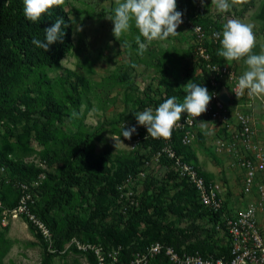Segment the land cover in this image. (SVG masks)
<instances>
[{
    "label": "rangeland",
    "instance_id": "obj_1",
    "mask_svg": "<svg viewBox=\"0 0 264 264\" xmlns=\"http://www.w3.org/2000/svg\"><path fill=\"white\" fill-rule=\"evenodd\" d=\"M18 1L0 0V18H12ZM189 2L177 0L176 10L182 12ZM206 6L220 32L229 19L252 25L256 37L252 51L264 52V0L233 5L226 13L218 12L211 0ZM62 7L71 19V50L54 66L15 71L9 85L0 87V153L44 169L38 184L30 187L33 209L38 212L50 201L47 175L68 161L69 153L87 138L83 162L72 159V166L80 176H100L99 198L95 204L72 188L68 202L46 212L47 222L54 221L60 234V247L54 239L52 245L44 241L23 215L2 222L0 209V264H92L90 253L77 248L87 243H116L124 250L154 240H169L184 249L224 243L209 234L204 212L188 183L173 174L164 157L155 160L153 145L148 147L149 142L141 138L131 147L141 130L136 128L131 139L121 135L123 128L138 123L136 113L148 108L154 112L166 90L174 91L180 103L190 80L207 88L192 54L190 28L179 24L175 36L151 42L141 55L134 21L119 40L113 35L109 18L116 0H65ZM221 47L220 41L208 44L211 54L228 64L218 55ZM230 68L241 76L247 65L242 58L232 61ZM40 74L48 80L53 97L66 105L62 115L46 113L43 105L33 101L39 93ZM254 115L259 138L264 139V96L254 98ZM214 123L199 122L196 137L182 152L207 178L220 182L223 203L232 211L242 205L240 170L234 154L216 149L218 140L226 142L228 134ZM139 171L142 174L137 176ZM19 195L16 176L0 161V201L11 209ZM68 225L75 231L60 233Z\"/></svg>",
    "mask_w": 264,
    "mask_h": 264
},
{
    "label": "built area",
    "instance_id": "obj_2",
    "mask_svg": "<svg viewBox=\"0 0 264 264\" xmlns=\"http://www.w3.org/2000/svg\"><path fill=\"white\" fill-rule=\"evenodd\" d=\"M190 1V14L182 15V23L190 28L194 36L192 54L199 61L201 75H206L210 102L206 111L195 119L182 113L181 120L168 139H154L148 136L146 126L134 124L142 134L132 140L131 147L135 148L141 138L160 143L153 154L155 160L164 157L173 174L195 190L200 205L209 214H217L216 220L209 223L208 228L214 230L213 239L221 237L224 244L210 250L202 248L187 251L175 244L155 240L144 249L131 251L124 261H121L122 246L119 244L105 246L101 243H87L77 246L78 249L88 251L95 264H152L159 259L166 260L168 264H264V139L259 138L254 115V98L257 96H249L247 90L240 97L235 95L233 90L240 76L226 62L213 60L208 48V44H216L222 39V32L214 24L204 25L201 22L206 16L211 18L206 6L209 0H203V3L201 0ZM217 32L221 33L219 39L214 36ZM222 92L228 96L227 103L220 99ZM202 120L216 122L214 126L228 134L226 142L218 140L216 149L224 148L236 156L243 205L232 211L223 203L220 182L205 178L193 162L185 160L175 149V137L178 144L190 145L196 137L195 128ZM147 146L150 147V143ZM141 174L137 172V176ZM131 177L128 174L126 180L130 181ZM37 184V178L30 183L17 179L20 191L18 202L15 207L8 209L0 201L1 220L6 222L7 217L23 215L44 241L52 245L50 229L32 211L34 198L30 187Z\"/></svg>",
    "mask_w": 264,
    "mask_h": 264
},
{
    "label": "clouds",
    "instance_id": "obj_3",
    "mask_svg": "<svg viewBox=\"0 0 264 264\" xmlns=\"http://www.w3.org/2000/svg\"><path fill=\"white\" fill-rule=\"evenodd\" d=\"M203 3V0H201ZM65 0H23V13L27 20L38 22L45 15H50L51 10L64 5ZM218 12L226 13L233 5H243L248 0H211ZM177 0H116V7L113 16V35L117 40L130 27V21H134L138 29L137 44L139 54L147 50V45L153 41H163L170 36H175L177 27L181 24L183 13L176 10ZM67 27L61 17L55 23L44 29L45 39L43 41L33 38L35 47L49 50V46L60 41L65 35L63 28ZM252 25L242 23L236 19H229L223 25L222 39H220L221 50L218 55L225 58L230 66L232 61H239L244 58L247 70L238 79L233 92L240 97L247 90L249 96H264V52L254 54L256 37ZM220 38L221 33H214ZM143 37V41H141ZM135 66V65H133ZM217 71V70H213ZM186 95L182 102L178 103L177 98L172 96L161 103L153 112L151 108L135 114L139 125L146 126L148 136L154 139L170 138L173 128L181 120L182 113L187 117L195 119L204 113L210 102L211 96L206 87L190 80L184 85ZM136 127L127 130L123 128L122 136L131 139Z\"/></svg>",
    "mask_w": 264,
    "mask_h": 264
},
{
    "label": "trees",
    "instance_id": "obj_4",
    "mask_svg": "<svg viewBox=\"0 0 264 264\" xmlns=\"http://www.w3.org/2000/svg\"><path fill=\"white\" fill-rule=\"evenodd\" d=\"M23 0H19L16 6L15 14L12 18H0V87H7L11 82L12 75L17 70H28L34 71L36 68H43L46 66H54L59 63V61L71 50L73 42L71 39V19L68 15V12L62 7H56L51 10L50 15H45L41 21L31 22L27 20L23 13ZM183 14H190L191 1L188 4V8L182 6ZM63 18L67 27L63 28L65 35L63 36L62 42L58 41L49 46V50L45 52L43 49L37 48L33 45V38L43 41L45 39L44 29L50 27L55 23L56 19ZM201 22L206 24H216L209 16L201 19ZM216 27V26H215ZM213 60L223 62L216 59L212 55ZM40 79L38 89L39 93L36 98L33 99L34 102L43 105V111L46 113L54 114L60 116L64 113L66 105L57 101L51 91L44 74H40ZM202 78L205 80L208 90V82L206 80V75L202 74ZM174 96V91L166 90L162 101ZM160 105V104H159ZM157 105V106H159ZM22 115H25L22 113ZM175 149L178 154H180L185 160L190 161L183 155V148L187 146H182L178 144L176 137ZM86 143L87 138H84L82 143L76 147L75 150L69 153V160L62 163L58 170L52 174L47 175V181H45V186L47 188V193H49L50 201L44 203L43 206L38 208L36 212L32 205V211L38 215L50 229L54 241H57V246L60 247V234L56 228V224L53 221L52 223L47 222L45 214L49 209L54 208L55 206L66 203L70 200L73 192L72 188H76L78 193L81 195H88L93 202L96 204L99 198V192L97 189V184L100 181V176L98 174H85L80 176L78 174L77 168L72 166V159L78 160L81 163L83 158L86 155ZM150 145L154 147V153L159 146L158 141L149 142ZM153 153V154H154ZM161 159V157H160ZM166 160V159H165ZM0 161L4 163L9 171L13 173L17 179L30 183L35 180L41 173L44 172V169L40 166H37L33 163H27L22 161H15L7 158L5 155L0 153ZM167 162V160H166ZM50 163V161H48ZM168 164V162H167ZM126 173H129L127 171ZM125 173V174H126ZM203 176H205L203 174ZM205 178H207L205 176ZM54 185V186H53ZM189 185V184H188ZM51 186V190L50 189ZM190 186V185H189ZM191 192L199 205L200 209L204 212L205 220L209 223H212L216 220L217 214H209L199 203L195 190L190 186ZM56 189V190H55ZM208 228V225H207ZM209 234L214 232L213 228H208ZM69 231H75V228L71 225L63 227L60 231L62 234L69 235ZM206 237V236H204ZM155 241V240H154ZM164 242H170L169 240H160ZM153 242V241H151ZM144 244L141 247L133 248L131 250H124L122 247L121 251V261H124L128 258V255L131 251L137 249H144L149 243ZM116 244V243H115ZM103 245H113V244H103ZM177 247V246H176ZM211 249L207 245H195L191 249H186L187 251H193L194 249ZM89 259L92 264H95L93 256L90 254ZM152 264H168L166 260L159 259Z\"/></svg>",
    "mask_w": 264,
    "mask_h": 264
},
{
    "label": "water",
    "instance_id": "obj_5",
    "mask_svg": "<svg viewBox=\"0 0 264 264\" xmlns=\"http://www.w3.org/2000/svg\"><path fill=\"white\" fill-rule=\"evenodd\" d=\"M220 99H222L225 103H227V101H228V96H227V94H226L225 92H222V93L220 94Z\"/></svg>",
    "mask_w": 264,
    "mask_h": 264
},
{
    "label": "crops",
    "instance_id": "obj_6",
    "mask_svg": "<svg viewBox=\"0 0 264 264\" xmlns=\"http://www.w3.org/2000/svg\"><path fill=\"white\" fill-rule=\"evenodd\" d=\"M216 132V131H215ZM239 201L242 203V205H243V200H242V198H241V196H239ZM227 208H229L228 206H226ZM230 210V209H229ZM221 238V237H220ZM222 240H223V238H222ZM223 242H224V240H223ZM222 244H224V243H221V244H219V245H222ZM216 248V247H215Z\"/></svg>",
    "mask_w": 264,
    "mask_h": 264
}]
</instances>
